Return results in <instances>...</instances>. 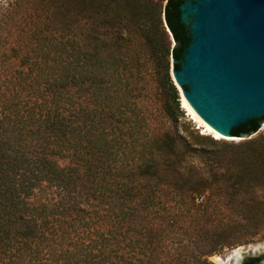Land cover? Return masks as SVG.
Returning <instances> with one entry per match:
<instances>
[{
    "label": "trees",
    "instance_id": "1",
    "mask_svg": "<svg viewBox=\"0 0 264 264\" xmlns=\"http://www.w3.org/2000/svg\"><path fill=\"white\" fill-rule=\"evenodd\" d=\"M161 1L61 0L59 21L4 55L0 264H212L207 256L231 244L212 216L222 205L212 180L186 163L218 142H192L178 124L171 68L191 41L186 0ZM263 122L230 133L251 137ZM244 163L212 176L230 193L248 187Z\"/></svg>",
    "mask_w": 264,
    "mask_h": 264
},
{
    "label": "water",
    "instance_id": "2",
    "mask_svg": "<svg viewBox=\"0 0 264 264\" xmlns=\"http://www.w3.org/2000/svg\"><path fill=\"white\" fill-rule=\"evenodd\" d=\"M196 1L181 8L184 22L190 12L196 16L182 67L172 69L174 83L206 121L233 136L232 127L264 114V0ZM245 258L264 263V244L237 248L221 261Z\"/></svg>",
    "mask_w": 264,
    "mask_h": 264
},
{
    "label": "rangeland",
    "instance_id": "3",
    "mask_svg": "<svg viewBox=\"0 0 264 264\" xmlns=\"http://www.w3.org/2000/svg\"><path fill=\"white\" fill-rule=\"evenodd\" d=\"M60 2L61 0H0V69L6 68L3 57L9 53L10 47L14 43H17L18 40H24L26 43L35 35L34 31L42 29L46 22L60 20V16L56 14ZM196 2V0H186L187 7ZM161 3L164 4L165 1L162 0ZM195 16V12H190L187 23L193 21ZM168 35L171 38L170 32ZM145 49L143 48V51L146 52ZM177 100L181 113L178 121L179 128L187 139L192 142H199L192 137L195 133H199L213 138L218 143L225 142L229 145L223 147L218 143L214 145L204 142L203 147L199 148L198 154L187 156L186 161L212 180L211 183L214 187L208 194H211V197L219 204L222 203L217 213L215 212L212 216L221 221L218 223L215 220L218 223L217 229L225 231V239L231 244L224 246L219 252L207 256L212 264H220L216 257L224 260L237 248L245 249L252 245L264 244V122L260 129L249 138L215 139L205 131V128L200 127V123L186 108L182 107L183 102L179 87ZM165 125L171 126L170 122H166ZM250 138L255 140L251 147L246 145L233 147L231 145L244 143ZM230 160L247 162L246 165L253 171L252 178L248 182L249 186L240 184L242 186L232 193L222 186L225 184H220L222 183L220 178L216 180L215 176H212L223 172ZM250 189L249 194L253 196V200L246 194V191ZM225 200L231 201V204H227ZM184 227L189 232L201 228L193 224H187ZM208 229H212V227L210 226ZM193 243L194 239H191L189 245L193 246Z\"/></svg>",
    "mask_w": 264,
    "mask_h": 264
},
{
    "label": "bare ground",
    "instance_id": "4",
    "mask_svg": "<svg viewBox=\"0 0 264 264\" xmlns=\"http://www.w3.org/2000/svg\"><path fill=\"white\" fill-rule=\"evenodd\" d=\"M172 79H173V75H172ZM177 86L179 87V90H180V93L182 96V102H183L182 107L186 108L189 111V113L193 115V117L200 123V127L205 128V131L208 134L212 135L215 139H227V140H238V139H240L239 137L229 136V135L222 133L220 130L216 129L213 125H211L208 121H206L202 117V115L197 111V109L186 98L181 87L179 85H177ZM258 247H260V245H258ZM216 259L220 264H223L219 257H216Z\"/></svg>",
    "mask_w": 264,
    "mask_h": 264
}]
</instances>
